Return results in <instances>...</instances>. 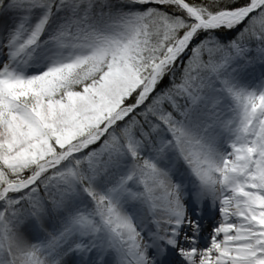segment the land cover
I'll return each instance as SVG.
<instances>
[{
    "label": "snow or ice",
    "instance_id": "snow-or-ice-1",
    "mask_svg": "<svg viewBox=\"0 0 264 264\" xmlns=\"http://www.w3.org/2000/svg\"><path fill=\"white\" fill-rule=\"evenodd\" d=\"M0 264H264V0H0Z\"/></svg>",
    "mask_w": 264,
    "mask_h": 264
}]
</instances>
